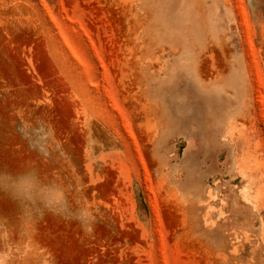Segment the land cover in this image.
<instances>
[{
    "label": "rangeland",
    "instance_id": "1",
    "mask_svg": "<svg viewBox=\"0 0 264 264\" xmlns=\"http://www.w3.org/2000/svg\"><path fill=\"white\" fill-rule=\"evenodd\" d=\"M0 264H264V0H0Z\"/></svg>",
    "mask_w": 264,
    "mask_h": 264
}]
</instances>
